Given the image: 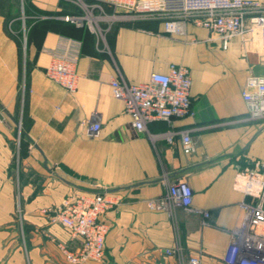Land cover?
Wrapping results in <instances>:
<instances>
[{
	"label": "crops",
	"instance_id": "crops-1",
	"mask_svg": "<svg viewBox=\"0 0 264 264\" xmlns=\"http://www.w3.org/2000/svg\"><path fill=\"white\" fill-rule=\"evenodd\" d=\"M29 2L49 16L79 12L67 0ZM15 19L10 0H0V264H68L63 250L81 241L53 216L65 198L100 191L118 193L121 202L101 218L108 224L103 258L83 264H190L191 257L225 264L241 203L257 200L247 172L264 178V119L249 118L241 96L248 75L264 74L259 26L223 48L213 32L192 24L178 36L158 19L110 18L99 40L50 17L28 27L23 51ZM61 37L81 43L74 93L44 73ZM170 64L189 68L194 114L139 131L109 82L118 72L129 83L145 82ZM93 112L100 129L92 138L86 127ZM169 129L190 130L193 152L183 153ZM180 181L191 188L195 211L149 208V199ZM172 248L177 252L165 253Z\"/></svg>",
	"mask_w": 264,
	"mask_h": 264
},
{
	"label": "built area",
	"instance_id": "built-area-1",
	"mask_svg": "<svg viewBox=\"0 0 264 264\" xmlns=\"http://www.w3.org/2000/svg\"><path fill=\"white\" fill-rule=\"evenodd\" d=\"M67 1L75 5L79 12L53 16L41 14L38 20L60 18L76 26L86 27L99 40H103L107 30L102 28L101 22L110 18L158 19L165 32L178 36H186L188 25L192 24L213 32L223 48L227 47L232 38L243 35L255 24L260 28V39L264 45V4L258 0ZM105 5L120 13L107 14ZM80 47L79 40L61 37L59 45L51 51L50 60L44 70L47 78L68 93H74L77 88L76 68ZM109 83L113 97L122 101L124 111L131 117V125L139 131L145 130L146 124L153 120L170 122L173 118L194 114L191 107V75L186 66L170 64L166 72H152L148 80L141 83H129L118 72ZM21 90H26L24 83ZM241 96L248 117L264 119V74L248 75ZM99 129L98 115L93 112L86 127V134L92 138L97 137ZM166 135H178L183 153L193 152L190 130L169 129ZM247 175L257 181V200L253 203H241L242 221L231 232L223 258L225 264H264V178H259L258 173L252 170L248 171ZM120 202L121 196L109 191L77 194L61 202L53 216L54 220L72 237L81 241L76 250H63L68 264H83L103 258L108 224L101 218ZM191 203L192 190L182 181L168 184L164 194L147 202L152 210H172L180 205L184 210L193 212L195 210ZM203 216L207 217L208 213L204 212ZM176 252L177 248L165 250L168 255ZM189 261L190 264L199 263L196 257H191Z\"/></svg>",
	"mask_w": 264,
	"mask_h": 264
},
{
	"label": "rangeland",
	"instance_id": "rangeland-1",
	"mask_svg": "<svg viewBox=\"0 0 264 264\" xmlns=\"http://www.w3.org/2000/svg\"><path fill=\"white\" fill-rule=\"evenodd\" d=\"M11 6L13 8V13L16 17V21L24 23V32H20L19 38H20V45L21 49L24 51V38L25 33L28 30V27L33 24L34 22H37L38 18L40 17L41 13L37 9H35L29 2V0H10ZM14 17V16H13ZM19 150V149H18ZM18 153V151H16ZM19 212H15V214H18Z\"/></svg>",
	"mask_w": 264,
	"mask_h": 264
},
{
	"label": "water",
	"instance_id": "water-1",
	"mask_svg": "<svg viewBox=\"0 0 264 264\" xmlns=\"http://www.w3.org/2000/svg\"><path fill=\"white\" fill-rule=\"evenodd\" d=\"M100 192H102V191H100Z\"/></svg>",
	"mask_w": 264,
	"mask_h": 264
}]
</instances>
